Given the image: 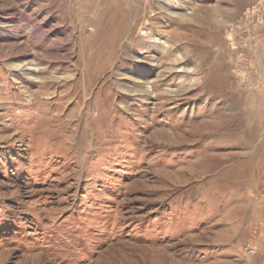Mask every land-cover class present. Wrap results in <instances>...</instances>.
<instances>
[{"label": "rangeland", "instance_id": "obj_1", "mask_svg": "<svg viewBox=\"0 0 264 264\" xmlns=\"http://www.w3.org/2000/svg\"><path fill=\"white\" fill-rule=\"evenodd\" d=\"M253 1L0 0V264H264Z\"/></svg>", "mask_w": 264, "mask_h": 264}, {"label": "built area", "instance_id": "obj_2", "mask_svg": "<svg viewBox=\"0 0 264 264\" xmlns=\"http://www.w3.org/2000/svg\"><path fill=\"white\" fill-rule=\"evenodd\" d=\"M241 27H258L264 30V0H254L244 11L239 19ZM250 254H255V250L248 248Z\"/></svg>", "mask_w": 264, "mask_h": 264}, {"label": "bare ground", "instance_id": "obj_3", "mask_svg": "<svg viewBox=\"0 0 264 264\" xmlns=\"http://www.w3.org/2000/svg\"><path fill=\"white\" fill-rule=\"evenodd\" d=\"M93 80V79H92ZM85 91H86V89H85ZM88 92H90V91H88Z\"/></svg>", "mask_w": 264, "mask_h": 264}]
</instances>
